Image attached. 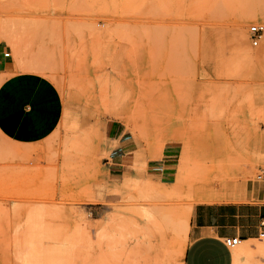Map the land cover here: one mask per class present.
I'll return each mask as SVG.
<instances>
[{
	"label": "rangeland",
	"instance_id": "obj_1",
	"mask_svg": "<svg viewBox=\"0 0 264 264\" xmlns=\"http://www.w3.org/2000/svg\"><path fill=\"white\" fill-rule=\"evenodd\" d=\"M255 24L264 0H0V37L17 32L25 62L0 39L14 68L0 89L28 80L0 107L33 120L0 117V264H112L105 230L143 264H180L193 206L232 202L264 166ZM119 136L124 166L110 160Z\"/></svg>",
	"mask_w": 264,
	"mask_h": 264
},
{
	"label": "crops",
	"instance_id": "obj_2",
	"mask_svg": "<svg viewBox=\"0 0 264 264\" xmlns=\"http://www.w3.org/2000/svg\"><path fill=\"white\" fill-rule=\"evenodd\" d=\"M239 39H242L241 46L249 51L246 41L241 37ZM4 64L7 65V69L1 67ZM13 71V64L10 61L4 60L0 63L1 73H13ZM17 77L14 76L12 80L10 78L0 89V103L8 100L10 105L15 106L17 103L14 101L15 98L19 97L20 93L26 94L27 91L23 86L28 80L22 76ZM6 113H11V116L16 118L21 130L28 129L33 123L32 120L26 127L24 119L26 111L21 110L20 107L11 110L0 107V117L9 116ZM113 142L110 160L118 166L126 165L133 150L132 142L122 136L117 137ZM145 167L146 172H151L149 176H161L157 170L149 167L148 162ZM260 233H263V242L260 240L254 245L249 244L258 240ZM225 238L239 240L236 252L231 253L225 248L223 245ZM128 246L129 244L123 242L118 233L110 230L103 232L99 244L102 258L110 260L112 264H122ZM144 254L145 252L141 255L143 260H146L147 256ZM242 257L246 260L261 257L264 261V181L261 180L245 182L240 191L234 195L232 202L193 206L187 220L185 245L178 261L180 264H241Z\"/></svg>",
	"mask_w": 264,
	"mask_h": 264
},
{
	"label": "bare ground",
	"instance_id": "obj_3",
	"mask_svg": "<svg viewBox=\"0 0 264 264\" xmlns=\"http://www.w3.org/2000/svg\"><path fill=\"white\" fill-rule=\"evenodd\" d=\"M0 39L2 41H6L14 49V50L12 49L14 51L13 53L14 54L16 53L15 55H17L18 62L21 65V62L23 63L22 57H23L24 52H23V47H22V44H21V38L18 36L17 32L11 31L9 33H3L2 36L0 37ZM15 55H13V56H15ZM17 57H16V59H17ZM16 61H15V63H16ZM23 64H25V62ZM211 201H200L199 204H210ZM160 218H162V220H160V221H158L156 219V222L154 223L156 226L166 227L168 225L169 227H171L170 224L168 223L170 220L168 221L163 216L160 217ZM176 224L177 223H175L174 225L176 226ZM237 247H235V248H237ZM125 254L126 255L123 258L122 264H143L145 262V260H143V258H142L143 256L141 255V252L139 250L129 251V252L125 253ZM93 263L94 264H103V263H100V262L98 263V261L96 259H93L92 264Z\"/></svg>",
	"mask_w": 264,
	"mask_h": 264
},
{
	"label": "built area",
	"instance_id": "obj_4",
	"mask_svg": "<svg viewBox=\"0 0 264 264\" xmlns=\"http://www.w3.org/2000/svg\"><path fill=\"white\" fill-rule=\"evenodd\" d=\"M247 34L250 45L252 47L256 46L259 39L264 35V25L255 24L249 26ZM9 58L10 56L8 50H6L5 47L0 46V63L4 60H9ZM257 180L264 181V166L260 168ZM259 238H263V233L259 234ZM223 245L228 250H231L239 245V240L237 238H225L223 239Z\"/></svg>",
	"mask_w": 264,
	"mask_h": 264
}]
</instances>
